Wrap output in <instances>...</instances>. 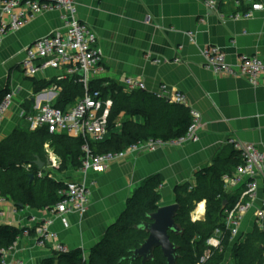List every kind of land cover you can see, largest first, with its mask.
<instances>
[{
  "label": "crops",
  "instance_id": "0c3cea01",
  "mask_svg": "<svg viewBox=\"0 0 264 264\" xmlns=\"http://www.w3.org/2000/svg\"><path fill=\"white\" fill-rule=\"evenodd\" d=\"M74 2L78 18L95 33L96 46L102 52L103 71L92 76V85L109 82L126 92L122 84L124 77H137L145 84L143 91L149 94L159 93L161 85L170 91L182 92L186 96L187 106L201 114L196 141L128 155L109 163L101 172L88 174L86 183L90 185L91 197L86 212L81 216L69 215L67 225L56 221L52 226L60 242L71 249H82L87 257L90 248L118 219L127 200L147 178L158 176L161 180L158 206L174 203L176 187L186 182L193 185L198 170L229 157L233 148L228 139L236 138L264 146V82L252 86L244 78L215 74L202 66V51L208 45L221 48L229 63L236 62L240 55L264 58V9L254 12L249 18L223 21L200 0ZM241 3L239 9H246L247 0H241ZM217 7L226 15L235 10L233 0H217ZM146 16L151 17L150 22H146ZM59 27L56 12L42 13L20 29L8 32L2 39L0 96L5 91H12L14 100L5 114L0 141L15 129H29L28 124L19 117L21 108L33 110L46 102L67 108L80 96L73 90L75 77L66 75L63 69L49 68L32 78L25 77L20 71L25 48ZM175 59H179V62H175ZM107 99L112 106L111 98ZM181 107L178 108L185 109V106ZM179 109L176 113H170L169 119L176 118ZM128 119L144 122L140 114L132 115L131 112L126 115L122 111L115 118V127L119 129L121 122ZM164 119L161 118L162 126ZM44 151L46 159L44 166L38 169L39 173H55L57 176H49L56 180H81L72 166L60 172L59 167L55 168L50 161L46 163L51 157L60 166L59 157L48 143L44 144ZM225 168L228 173L224 175H231L229 173L234 171L228 161ZM224 189L236 201L244 187L227 185ZM263 199L264 177L259 176L257 198L243 216L238 235L230 239L229 257L231 244L243 241L257 226L254 213L264 208ZM201 202L203 209L198 210L199 214L193 216L192 220L204 218L205 201ZM31 217L39 222L49 218L50 214L46 209L17 208L10 200L0 198V224L32 227L35 221H31ZM261 229L264 231V221ZM34 238L35 233L18 237L7 250L8 262L15 264L21 260L25 264H40L43 258L49 256V251L34 247Z\"/></svg>",
  "mask_w": 264,
  "mask_h": 264
},
{
  "label": "built area",
  "instance_id": "2783aa9c",
  "mask_svg": "<svg viewBox=\"0 0 264 264\" xmlns=\"http://www.w3.org/2000/svg\"><path fill=\"white\" fill-rule=\"evenodd\" d=\"M200 1L207 9L216 12L223 21L249 18L254 12L264 9V0H247L246 9H239L242 6L241 0H233L235 10L226 15L218 10L217 0ZM47 12L58 14L60 27L48 35L37 38L25 48L20 71L25 77L32 78L49 68L63 69L66 75L75 77V82L81 84L83 90V95L70 107L61 109L46 102L33 110L21 108L19 112V117L28 124L30 130L45 128L52 135L64 133L70 137L83 138L81 147L83 156L80 166L76 169L81 180H64L63 186L58 190L59 200L51 208L46 209L50 217L39 222L31 217L29 219L35 221L34 226L25 227L34 228V247L47 250L51 254L67 253L71 249L58 240L57 232L52 226L56 221L67 225L69 215L81 216L86 212L91 197L90 185L86 183L90 172H101L109 163L124 159L128 155L153 152L160 148L196 141L201 114L197 109L187 106L186 96L182 92L170 91L165 85H161L156 96L185 106L188 110L189 125L183 135L169 139L149 137L136 140L120 151L92 153L89 142L102 141L108 132L111 104L108 99L102 98L99 90L90 89L92 76H97L103 71L102 52L96 46L95 33L78 18L74 0H0V43L8 32L20 29L35 16ZM150 21L151 17L146 16V22ZM202 57V66L215 74L244 78L252 86L264 82V58L240 55L236 62L229 63L225 52L214 45L206 46L202 51ZM174 61L179 62V59ZM80 71L83 72L82 76L79 74ZM122 84L128 93L145 89L144 82L133 76L124 77ZM104 85H108V82ZM13 100L12 91H5L0 96V129ZM228 143L239 152L241 162L231 175L222 177L224 186L244 187L240 197L231 207L224 210V229L232 239L238 235L243 216L252 208L253 201L257 198L258 178L264 177V146L259 147L236 138L228 139ZM48 160L55 168L59 167L51 157ZM38 176L43 174L39 173ZM262 206L264 207V199ZM254 217L258 228H263L264 208L257 209ZM29 229L23 230L19 237L28 235ZM222 237V232L216 230L205 242L206 253L213 250L221 252ZM6 254L7 250L0 248V264H10ZM207 257V254L202 256L198 264L204 262ZM15 264L25 263L17 260Z\"/></svg>",
  "mask_w": 264,
  "mask_h": 264
},
{
  "label": "trees",
  "instance_id": "16d2710c",
  "mask_svg": "<svg viewBox=\"0 0 264 264\" xmlns=\"http://www.w3.org/2000/svg\"><path fill=\"white\" fill-rule=\"evenodd\" d=\"M90 89H97L101 92L102 98L110 97L112 100L108 132L102 141L89 142L92 153L120 151L136 140L149 137L162 139L178 137L188 128L187 108L183 109V106L165 98L145 91L127 94L109 82L108 85L95 86L91 82ZM73 90L75 94L83 95L81 84L76 82ZM55 107L65 108L58 105ZM177 109L180 110L178 116L169 119V114L176 113ZM122 111L126 115L131 112L132 115L140 114L144 122L138 123L128 119L121 122L120 128L117 129L115 118ZM163 117L165 119L162 126ZM45 143H48L59 157L60 172L67 170L69 166L74 169L80 166L83 138L70 137L64 133L52 135L45 128L15 129L10 136L0 141V198L10 200L17 208L29 207L34 210L49 209L59 200L58 190L63 186L64 181L56 180L46 174L38 176L40 170L33 164L35 157L45 161ZM227 161L235 169L241 162L239 152L233 149L229 157L198 170L193 185L186 182L174 190L175 202L180 205L175 221L184 229L182 236L170 234V240L179 246L178 264H198L205 254L208 257L201 264L224 263L225 252L230 247L231 239L224 229V210L235 202V198L226 193L222 180V176L228 173L225 168ZM30 173L33 174L32 179L29 177ZM160 183V178L153 176L135 189L127 200L122 214L107 227L102 238L90 248L87 257L82 249L74 248L67 253L52 252L43 258L40 264H141L140 259L133 261L129 259L131 250L137 248L146 237L145 232L135 229L134 226L144 220L147 213L158 208ZM201 201H205V216L202 220H192L190 212ZM224 201L226 205L222 208ZM198 208V210L203 209V204H199ZM25 229L29 228L0 224V248L8 250ZM216 230L223 235L222 251L213 250L206 253L205 242ZM29 232L33 234L34 228L29 229ZM154 256L155 259L146 264H166V259L160 250H156ZM263 262L264 231L255 226L243 241L231 244L229 264H263Z\"/></svg>",
  "mask_w": 264,
  "mask_h": 264
},
{
  "label": "water",
  "instance_id": "95a60500",
  "mask_svg": "<svg viewBox=\"0 0 264 264\" xmlns=\"http://www.w3.org/2000/svg\"><path fill=\"white\" fill-rule=\"evenodd\" d=\"M79 74L82 76L83 72ZM44 163L39 157H35L33 164L41 169ZM49 163V160L46 161ZM30 179L33 178V174H29ZM226 205V201L223 202L222 208ZM180 205L176 202L158 206V208L145 215V219L134 228L146 233V237L140 243L137 248L131 250L130 260L140 259L141 264H146L155 259L154 253L156 250H160L166 264H178L180 254L178 252L179 246L170 240V234L176 236H182L184 229L175 221Z\"/></svg>",
  "mask_w": 264,
  "mask_h": 264
},
{
  "label": "rangeland",
  "instance_id": "374dc122",
  "mask_svg": "<svg viewBox=\"0 0 264 264\" xmlns=\"http://www.w3.org/2000/svg\"><path fill=\"white\" fill-rule=\"evenodd\" d=\"M43 174H46V175H49V174H52L53 176H57V174H55V173H52V172H48V171H44L43 172ZM202 203V202H201ZM201 203H199V204H201ZM199 204L190 212V216H191V218L193 217V216H195V215H197L198 214V206H199ZM237 240H239V239H237ZM228 249H230L229 247L226 249V252H225V260H224V263L223 264H229V250Z\"/></svg>",
  "mask_w": 264,
  "mask_h": 264
},
{
  "label": "bare ground",
  "instance_id": "6f19581e",
  "mask_svg": "<svg viewBox=\"0 0 264 264\" xmlns=\"http://www.w3.org/2000/svg\"><path fill=\"white\" fill-rule=\"evenodd\" d=\"M199 214V213H198Z\"/></svg>",
  "mask_w": 264,
  "mask_h": 264
}]
</instances>
